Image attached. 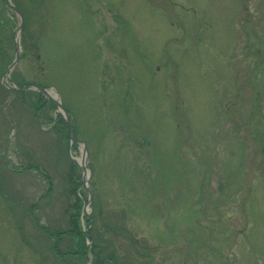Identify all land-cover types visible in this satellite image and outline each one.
I'll use <instances>...</instances> for the list:
<instances>
[{
	"label": "rangeland",
	"instance_id": "rangeland-1",
	"mask_svg": "<svg viewBox=\"0 0 264 264\" xmlns=\"http://www.w3.org/2000/svg\"><path fill=\"white\" fill-rule=\"evenodd\" d=\"M1 68L0 264H264V0H0Z\"/></svg>",
	"mask_w": 264,
	"mask_h": 264
},
{
	"label": "trees",
	"instance_id": "trees-1",
	"mask_svg": "<svg viewBox=\"0 0 264 264\" xmlns=\"http://www.w3.org/2000/svg\"><path fill=\"white\" fill-rule=\"evenodd\" d=\"M1 70H2V68L0 69V72H1ZM57 119H58V122H61V124L64 125L65 121L61 118V116L58 115ZM88 237L90 238V236H88ZM90 240H91V238H90ZM106 259L109 261L108 257ZM96 264H100L99 261Z\"/></svg>",
	"mask_w": 264,
	"mask_h": 264
},
{
	"label": "bare ground",
	"instance_id": "bare-ground-1",
	"mask_svg": "<svg viewBox=\"0 0 264 264\" xmlns=\"http://www.w3.org/2000/svg\"><path fill=\"white\" fill-rule=\"evenodd\" d=\"M14 37H15V44H17V41H18L17 31H16ZM5 78H6V76H5ZM80 163H81V162H80Z\"/></svg>",
	"mask_w": 264,
	"mask_h": 264
},
{
	"label": "water",
	"instance_id": "water-1",
	"mask_svg": "<svg viewBox=\"0 0 264 264\" xmlns=\"http://www.w3.org/2000/svg\"><path fill=\"white\" fill-rule=\"evenodd\" d=\"M12 8H13V6H12ZM13 9H14V8H13ZM16 53H17V52H16ZM16 53H15V55H16ZM7 67H8V66H7ZM7 67H6V68H7ZM37 88H38V89H41V87H40V86H37ZM86 264H87V263H86Z\"/></svg>",
	"mask_w": 264,
	"mask_h": 264
}]
</instances>
